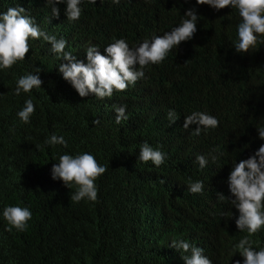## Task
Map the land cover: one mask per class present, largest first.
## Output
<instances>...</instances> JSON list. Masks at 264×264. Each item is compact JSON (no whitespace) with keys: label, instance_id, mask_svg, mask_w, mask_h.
<instances>
[{"label":"trees","instance_id":"16d2710c","mask_svg":"<svg viewBox=\"0 0 264 264\" xmlns=\"http://www.w3.org/2000/svg\"><path fill=\"white\" fill-rule=\"evenodd\" d=\"M17 6L84 62L91 45L101 54L116 39L136 47L179 26L191 8L199 19L192 39L146 66L134 86L104 99L80 97L58 71L66 61L43 39L30 40L26 58L0 70V264H184L185 253L169 247L174 239L202 248L213 264H243L234 245L247 231L237 229L238 210L217 193L234 198L231 168L264 143L257 132L264 127V45L235 51L238 11L196 0H82L80 19L69 21L65 3L53 5L57 18L45 0H0V13ZM37 69L41 88L14 95L18 77ZM29 97L36 110L25 124L17 112ZM121 105L128 119L117 124L113 106ZM170 109L179 115L171 125ZM193 111L214 115L219 126L193 135L196 124L183 128ZM52 134L68 147L45 145ZM145 142L165 153L164 164L139 160ZM65 153H90L108 167L96 181V202H72L77 186L52 179ZM197 154L207 157L204 168ZM195 181L204 183L199 194L188 191ZM14 205L32 212L24 232L6 231L2 211ZM250 239L264 248V228Z\"/></svg>","mask_w":264,"mask_h":264},{"label":"clouds","instance_id":"9594fccd","mask_svg":"<svg viewBox=\"0 0 264 264\" xmlns=\"http://www.w3.org/2000/svg\"><path fill=\"white\" fill-rule=\"evenodd\" d=\"M51 7L52 17H59L60 10L54 4H66L65 15L69 21H77L82 15L80 7L82 0H45ZM95 4L96 0H88ZM118 4L120 0H112ZM197 5H208L215 10L230 7L238 11L241 22L236 26L237 40L233 48L237 53H249L258 44L264 45V0H196ZM179 26L154 36L151 40L144 39L138 46L130 47L124 39H116L104 48L101 54L99 48L91 45L86 49V62L81 61L72 52L65 51L67 42L55 35H49L42 30L34 19L27 14L21 6L9 7L6 12L0 13V70L11 68L18 61H23L30 51V40L43 39L51 45L52 52L56 53L66 63H60L58 71L64 80L68 81L80 97L94 94L98 99L111 97L114 91L123 92L130 85L144 77L143 69L149 64H160L181 42L192 39L197 31L199 19L196 9L185 11ZM40 69L28 72L16 80L14 95L22 92L29 93L34 88H41L43 81L39 77ZM115 122L120 124L126 121V106H113ZM36 106L31 97L24 101L23 108L17 112V117L23 123H29L35 113ZM169 124L174 123L179 115L174 109L167 114ZM99 123V120L93 121ZM219 120L207 112L193 111L185 116L183 128L188 129L190 124H196L193 135L199 136L202 129H214L219 126ZM258 138L264 140V127L257 128ZM45 145H61L68 147L63 136L52 134L44 142ZM42 147V146H41ZM139 160L143 163L149 161L155 167L165 163L166 155L159 147L153 148L145 142L139 149ZM200 168H204L208 159L203 154L196 155ZM216 159L215 156L212 157ZM108 170L97 162L93 154L81 153L75 156L62 154L58 162L51 169L52 179L61 180L66 187L75 184L77 190L71 195L72 202L79 203L83 199L91 202L97 201V179ZM228 189L233 199L217 193L220 200H229L238 210L239 216L235 220L239 231H247V235L234 245L243 257V264H264V248L257 250L253 247L251 236L264 228V143L255 153L247 159L236 162L228 176ZM204 190L203 181H195L188 186V191L199 194ZM3 219L7 222L6 231L16 230L24 232L28 229V222L32 219V212L28 207L19 205L6 206L2 211ZM169 247L178 252L184 264H213L212 260L203 254V249L194 246L188 240L174 239ZM237 253V252H236ZM235 264H241L235 261Z\"/></svg>","mask_w":264,"mask_h":264}]
</instances>
